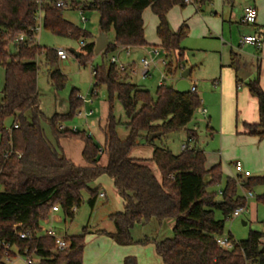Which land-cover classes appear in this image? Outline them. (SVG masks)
I'll return each instance as SVG.
<instances>
[{
    "label": "trees",
    "instance_id": "trees-1",
    "mask_svg": "<svg viewBox=\"0 0 264 264\" xmlns=\"http://www.w3.org/2000/svg\"><path fill=\"white\" fill-rule=\"evenodd\" d=\"M56 1V0H54ZM67 1V0H66ZM75 9L80 3L71 0ZM186 0H87L82 11L93 10L100 15V32L114 33V41L100 54L107 58L119 48L148 46L145 37L143 13L147 9L159 19L157 37L165 52V74L174 78L187 68L186 50L181 47L188 36V28L173 31L168 15L175 7L185 8ZM202 3L206 0H193ZM203 5V4H199ZM37 0H0V67L5 71V83L0 101V264L20 256L33 259L35 264H84L88 229L79 236L67 237L71 244L58 250L55 239L43 234V224L50 220L54 207H59L66 219L73 220L82 203V194L89 193V206L94 209L99 190L92 189L101 176H109L124 202L122 213L110 216L115 231L99 232L120 246L136 242L132 230L136 226L156 221L161 227L173 220V237L154 241L156 252L164 264H264V235L252 232L247 240L235 242L231 251L221 249L216 238L223 236L232 213L246 207L247 199L238 195V183L229 178L221 194L209 188L221 183L222 167L218 164L207 170L206 153L198 147L199 134L189 129L195 113L202 107L197 92L179 93L163 81L153 96L149 90L130 82L129 68L121 71L111 63L94 69V90L105 86L110 105L109 116L102 131L104 146L98 145L86 132L60 129L83 106V100L72 92L70 113L47 119L41 110L38 93V56L44 54L49 66L60 61L57 51L41 48L37 43ZM44 29L58 36L74 40L90 38L86 31L64 19V10L54 2L43 6ZM20 37H24L20 41ZM79 56L86 67L95 54L96 43H85ZM176 58L174 61L173 58ZM230 67L235 70L238 83L241 65L233 54ZM50 81L57 91L67 82L60 71L50 73ZM250 95L258 101L259 122L244 124L247 135L264 139V90L260 80L245 83ZM115 97L121 103L128 131L125 139L118 134L121 124L114 115ZM14 120L11 130L6 121ZM47 121L54 138L81 140L86 166H77L65 155L59 154L46 136L42 123ZM186 131L193 147L175 155L167 146H158L169 134ZM163 136L149 141L151 134ZM187 140V141H188ZM142 143L153 146L151 161L161 173L158 180L145 160L131 157ZM14 153L10 156V151ZM21 155V157H19ZM107 158V165H101ZM264 185V179L254 183L251 177L243 186L251 192L253 185ZM75 210V211H74ZM220 212L222 219H217ZM28 233L21 239L18 233ZM149 239L140 241L146 244ZM124 264H138L128 257Z\"/></svg>",
    "mask_w": 264,
    "mask_h": 264
},
{
    "label": "rangeland",
    "instance_id": "rangeland-1",
    "mask_svg": "<svg viewBox=\"0 0 264 264\" xmlns=\"http://www.w3.org/2000/svg\"><path fill=\"white\" fill-rule=\"evenodd\" d=\"M86 1L77 0L80 3L79 8L66 9L64 10L63 16L65 20L90 34V38L74 40L69 37L55 35L51 31L44 29V27L38 33L37 43L41 48L55 51L62 49L68 53V60H60L53 67L47 64L44 54L38 56V93L41 110L47 119H51L57 114L68 115L70 113L71 95L76 90L77 96L83 100V106L70 119L63 121L62 127L73 131L86 132L102 147L105 142L102 129L108 119L110 105L108 91L105 86L96 91L94 90L95 82L93 72L96 67L108 64L115 54H108L107 58L102 55H97L86 67L81 66L78 59L71 54V50L81 53L83 41L85 43H91L93 39L96 43L97 38L101 34L100 15L97 11H84V17L87 22H82L80 9L83 8V4ZM192 9L190 5H187L184 9L181 7L173 8L169 13L174 17L173 23L179 26L186 19L184 15ZM144 21L145 37L150 46L132 53L130 57L123 55L121 58L125 63L135 62V70L130 76V82L149 90L154 96L157 87L164 79L165 68L163 61L165 55L163 50L159 48L160 46L158 47L159 39L156 35L154 24L157 22V17L151 9H147L145 12ZM191 22L193 23V20ZM234 28L235 37L243 39L244 36L239 31L242 28H249V26L242 25L238 22L237 25H234ZM108 38L109 42L112 43L114 41V33L111 32ZM223 39L226 42L228 38L223 37ZM223 44L224 42L221 36L203 38L198 34L190 32L189 37L182 42L181 47L186 49L185 64L187 67H193L194 69L190 82L197 84L201 104L208 110L206 119L197 111L188 128L192 130L194 128L197 129L199 145L207 154L208 165L215 162L217 165L221 164L222 167L223 174L221 183L210 187L209 191L220 194L225 186L226 180L232 178L238 183V195L247 199L246 207H241L245 208L246 211L238 218L231 216L226 222L223 234V236L232 237L235 241L240 242L247 240L252 232H258L264 235V185H253L250 192L252 197H249V191L243 186L244 183H247L248 179L236 173L235 164L237 162L241 163L244 170L251 173L252 183L258 179H264V139L260 141L256 137L240 135L239 132H242L243 123L245 122L244 118L246 115L250 116L251 111L248 112L249 109L246 112L243 109L241 110V105L238 104V99L233 94L224 98L220 90H217L213 85V80L218 78L223 70L221 68L223 65L221 50L225 48ZM149 51H151L153 58L147 56ZM155 51H159L160 55L156 56ZM253 54L256 55L257 51L253 52ZM145 57H148V60H153L150 69L151 76L146 78L142 75L141 65V61ZM173 60L175 61L176 58L174 57ZM229 63L231 64V60ZM245 63L252 70L254 65H256L257 69L260 65L259 61L252 63L248 59L245 60ZM54 71H60L67 78L65 87L60 91H57L50 81V73ZM178 78L179 74L172 79L166 78V81L169 85L175 87L176 79ZM4 83L5 71L0 67V101L2 100ZM244 88H247L245 84L243 85ZM113 107L116 119L121 122L117 128L118 134L122 139H125L128 135V131L123 125L126 122V116L121 103L116 97L113 102ZM90 113L92 115L86 118V114ZM13 125V119L6 121V128L8 130H11ZM42 126L49 141L59 154L65 155L77 166H86L82 155L84 144L81 140L61 139L58 142L53 136L49 123L45 121L42 123ZM186 143L187 132L183 130L167 135L162 141L158 140L156 144L158 146L165 145L174 154H180L183 144ZM140 146L133 153L135 157H139L137 156L139 152H143V155H148L144 152V150L149 152V148H145L148 145L142 143ZM145 161L156 178L160 180L161 176L156 165L151 160ZM101 165H107L106 157L102 159ZM91 188L98 189L99 193L106 194V197L98 198L97 205L94 209L89 206L88 200L90 196L85 191L82 194V203L75 211V218L73 220L66 219L63 213L58 212L52 213L50 220L43 224L45 230L55 229L57 231L55 233L60 238L79 236L87 228L89 233L85 240L84 264H95L98 260V252L101 256L107 253V248H102L106 243L96 242L97 238H104L99 232L113 231L115 228L110 216L124 211V202L119 196L113 180L109 176H101L91 185ZM216 217L217 219L223 218L220 212L216 213ZM132 237L138 243L131 246L138 247L141 251L147 253V250H152L153 247H156L154 241L160 242L172 238L173 228L169 222H166L160 227L156 221H152L148 225L136 226L132 230ZM146 238L149 239L148 243H139ZM8 264H25V260L18 256L13 259V262ZM144 264L148 263L144 262Z\"/></svg>",
    "mask_w": 264,
    "mask_h": 264
},
{
    "label": "crops",
    "instance_id": "crops-1",
    "mask_svg": "<svg viewBox=\"0 0 264 264\" xmlns=\"http://www.w3.org/2000/svg\"><path fill=\"white\" fill-rule=\"evenodd\" d=\"M199 4H203V5H199ZM186 5H190L193 9L190 12L188 11L184 15L185 16L184 18H186V19L183 20V22H181L179 24V26L175 25L173 23L174 17L171 14L168 15V20H169V23H170L172 30L178 31L181 27H186V28H188V36L187 37H189L190 32L198 34L199 36H201L203 38H207V37L213 38L215 36H221L222 41L224 42L223 45L225 46V48H223L221 50L222 63H223L221 68L223 70L221 71L220 76L213 80V85L215 88H217V90H220L222 97L227 98L228 96L233 94L235 96V98L238 99V104L241 105V107H240L241 110L243 109L246 112L247 109H249L248 112L251 111L250 112L251 115L250 116L246 115V117L244 118L245 122L243 123V126L245 123H247V124L258 123L259 122L258 101L250 95L249 90L247 88L243 89V85L245 83H247L249 80H255L258 78L260 80L261 87L264 90V0H206L205 2H202V3L201 2L200 3L194 2L193 4H186ZM249 6L255 7L257 12H258L257 22H256V24H253V25H247V24H244L242 22L243 11L246 7H249ZM146 11L147 10H145V12ZM145 12L143 13V19L145 16ZM191 20H193V23L191 22ZM238 22L242 25L249 26V28H242L239 31L244 37L257 36V37L262 38L263 43H262V47L260 49H257L251 45H243L242 44L243 39L242 38L238 39L237 37H235L234 25H237ZM154 24H155V28L157 31V27L159 26L158 17H157V22H155ZM144 28H145V21H144ZM223 37L228 38L226 42L224 41ZM147 44H148V42H147ZM160 44L161 43L159 40L158 47L160 46ZM148 46H150V45L148 44ZM148 46H146V47H148ZM143 48H145V47H134V48H130V47L124 48L123 47V48H119L114 53L115 55L113 57L117 58L118 61L120 60L119 61L120 64H123L127 68L130 69L129 70V78L134 73L135 62L125 63L122 61L121 57L123 55L130 57L132 53L138 52ZM255 51H257L256 55L253 54V52H255ZM233 54L237 55L239 62H240V65H241V70H244L246 73H248L250 75V77L246 81H244V80H242V78L239 74V78L244 83H238L236 72L234 69H232L230 67L229 62H230ZM147 56L149 58H153L151 51H149L147 53ZM148 57H145L143 59H147ZM246 59L250 60V62H252V63H256L259 61L260 62L259 68L257 69L256 65H254L255 68L253 66L254 71L251 68H248V66L245 63ZM164 61H166V59H164ZM164 68H165V65H164ZM186 69L191 70V75L188 79V81L190 83V87L192 85H196L197 94H198L197 84L195 82H190V79H191V76L194 72V69H193V67H191V68L187 67ZM178 74H179V78L176 79V85L180 80L181 72H179ZM163 78L164 79L160 82V84L163 81H165L167 78L165 71H164ZM175 89H176V86H175ZM202 108L205 109L203 104H202ZM207 116H208V110H207L206 117L204 116L205 119L207 118ZM193 130L198 133L196 128H194ZM239 133H240V135H247V131L245 130L244 127L242 128V132H239ZM247 136H249V135H247ZM187 140H188V137H187ZM183 145H185V144H183ZM193 145H195V144H193ZM193 145L191 147H193ZM198 147L201 149L199 143H198ZM145 148H147V149L149 148L148 149L149 152L144 150V152H146V154H148V155H143L144 154L143 152H139L137 155L139 157H135V155H133V153L136 149L135 148L131 153V157L141 159V160H151L152 156H153L154 147L153 146H146ZM175 155H178V154H175ZM143 156H147V157H143ZM208 164H209V161H208V157L206 154V165H205L206 169L210 170L211 168H213L214 166L217 165V163H215V162L211 163V165H208ZM158 171H159V169H158ZM159 173H160V171H159ZM160 176H161V173H160ZM102 194H104V193H100L99 197H101ZM104 195L106 197V194H104ZM101 198H104V197H101ZM53 213H56V212H53ZM167 222H169V224L172 228L174 227V221L173 220H170ZM48 230H53V229H46V230L44 229L43 234H46V232ZM53 231H55L57 233V231L55 229ZM114 231H115V229L111 232H109V231H105V232L113 233ZM101 236H103L104 238L99 237V238H97L96 242H98V243H104L105 242L106 245L102 248L104 249L106 247L107 253L103 254L104 256H101V254L98 252L97 253V259L98 260L95 264H124L125 259L128 257H134V258L138 259V261H137L138 264H144V262H147L148 264H164L161 257L158 256V254L156 252V247L155 248L153 247L152 250L151 249L147 250V253H146V252L141 251L140 248H138V247L120 246V245L116 244L108 236H105V235H101ZM20 258L25 260V264H27L25 258H23V257H20ZM10 262H13V259L12 260H6V264H8Z\"/></svg>",
    "mask_w": 264,
    "mask_h": 264
},
{
    "label": "built area",
    "instance_id": "built-area-1",
    "mask_svg": "<svg viewBox=\"0 0 264 264\" xmlns=\"http://www.w3.org/2000/svg\"><path fill=\"white\" fill-rule=\"evenodd\" d=\"M52 2H54V5L57 8L61 9V10L75 9V7L73 6V3H72L71 0H67V1L66 0H56V1H54V0H37V3L39 5V11L37 13V18H36V20H37V27L35 29L36 35H38V33L43 28V20H44L43 6L45 4H50ZM185 3L186 4H193L194 1L193 0H186ZM80 10H81V13H82V22L86 23L87 20L84 17V12L82 11V9H80ZM257 18H258V12H257L255 7L249 6V7H246L244 9V11H243V19H242V22L244 24H247V25L256 24ZM19 40L23 41L24 37H20ZM262 43H263L262 38L257 37V36H247V37H244L243 40H242V44L243 45H251V46H254L257 49H260L262 47ZM82 46H84V44H82ZM163 53L165 54L164 51H163ZM155 54H156V56H158L160 54V52L159 51H155ZM57 55H58V57H59V59L61 61L68 60V53L66 51L62 50V49L57 50ZM152 62H153V60L151 61V60H148V59H143L141 61L143 77L146 78V77L151 76L150 75V69H151V66H152ZM111 63L117 65L120 68L121 71H125L127 69V67L125 65H123V64H120L119 61L117 60V58H115V57H113L111 59ZM163 64L166 65V61H163ZM190 91L191 92H197L196 85H192L190 87ZM198 112L202 116L206 117V115H207V110L203 109L202 107L200 109H198ZM91 115H92V113L86 114V118H88ZM60 129L63 130L65 128L61 126ZM192 145H193V140L189 139L187 141V143L182 146V151L188 149V147L190 148ZM13 153H14V151L11 150L8 156L12 155ZM19 157H21V155H19ZM235 171H236L237 174H239L243 178L248 179V178L251 177V173L249 171H245L244 167L239 162H237L235 164ZM101 197H105V195L102 194ZM249 197H252L251 193H249ZM245 211H246L245 208H238L232 213L231 216L233 218H238ZM53 212L58 213L59 212V207H57V206L54 207L53 208ZM18 235H19V237L21 239H24V240L28 239V237H29L28 233H23V232L18 233ZM46 235L55 239L56 247H57L58 250L64 251V250H67V249L70 248L71 244L67 241V239L58 237L57 234L55 233V231L48 230L46 232ZM216 243L221 249H223L225 251H231L235 247V242L231 239V237L219 236V237L216 238ZM262 243L264 244V239L262 240ZM0 246H3V247H6L7 249H10V245H6L3 242H0ZM26 262H27V264H35L33 259H30V258L26 259Z\"/></svg>",
    "mask_w": 264,
    "mask_h": 264
},
{
    "label": "water",
    "instance_id": "water-1",
    "mask_svg": "<svg viewBox=\"0 0 264 264\" xmlns=\"http://www.w3.org/2000/svg\"><path fill=\"white\" fill-rule=\"evenodd\" d=\"M109 45V38L106 34L101 33L100 36L96 40V47H95V54L100 55ZM71 54L79 56L80 53L75 52L74 50H71ZM242 80L246 81L250 75L246 73L244 70H241L239 72ZM191 75V70L190 69H185L184 71L181 72L180 74V80L176 85V90L179 93H189L190 92V83L188 81L189 77ZM163 136V133H156V134H151L149 136V141H152L156 138H160Z\"/></svg>",
    "mask_w": 264,
    "mask_h": 264
}]
</instances>
